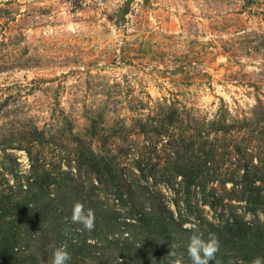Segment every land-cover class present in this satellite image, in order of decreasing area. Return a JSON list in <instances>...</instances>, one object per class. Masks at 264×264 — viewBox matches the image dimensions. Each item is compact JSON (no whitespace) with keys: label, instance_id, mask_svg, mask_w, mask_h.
Listing matches in <instances>:
<instances>
[{"label":"rangeland","instance_id":"374dc122","mask_svg":"<svg viewBox=\"0 0 264 264\" xmlns=\"http://www.w3.org/2000/svg\"><path fill=\"white\" fill-rule=\"evenodd\" d=\"M36 168L63 183L39 193ZM244 174L256 203L232 196ZM44 201L67 264H145L127 245L153 204L214 224L209 264H251L226 224L264 221V0H0V264H52L54 222L28 221Z\"/></svg>","mask_w":264,"mask_h":264},{"label":"trees","instance_id":"16d2710c","mask_svg":"<svg viewBox=\"0 0 264 264\" xmlns=\"http://www.w3.org/2000/svg\"><path fill=\"white\" fill-rule=\"evenodd\" d=\"M126 12H127V6L121 9V14H125ZM114 23L117 24L116 22ZM170 118L173 119V116ZM42 135H43L42 132H40L39 136L36 134L34 139H37L38 142L42 143L41 142L43 140ZM44 142L47 143L46 140ZM151 165L154 166L155 163ZM140 171L142 172L143 169L141 168ZM35 172L37 176H35L33 180L34 183L33 186H35V188L38 189L39 193H42L43 190L46 189V186L49 185V182L54 183L57 186L63 183L54 180L55 179L54 177H52V180L48 181L47 183L45 179L46 176L44 174L45 171L43 169L40 171L36 168ZM35 172L33 174H35ZM33 174L32 177L34 176ZM245 174L242 176L241 180L238 181L240 183V186L242 184L241 189L234 190L232 196H238V197L242 196L243 192L245 193V191L251 189L253 192L250 193L251 195H248L247 201L248 203L249 201L250 203H256V201L259 198V190L255 191V188L251 187L249 182H246L247 179ZM175 175L176 173L174 174V176ZM184 176H187V178L183 179L184 191L189 196H191V191L194 190L193 188H191V186H194L195 184L196 175L192 171V173L184 174ZM66 179L67 177L64 178V180ZM234 182L237 183V180ZM77 189H79V187H77ZM241 192H242L241 195H237V193H241ZM75 193H77L76 189H75ZM190 201H191V197H189L186 200V205H188L189 207L191 206ZM16 205L18 204H15V206ZM250 207L251 206H249L248 208ZM139 208L142 209L139 212L140 214L138 213L139 215L137 216L138 222H141V225L136 231L137 234L138 233L139 234L138 236L132 235V238L130 239L127 245L129 249L138 251L137 253L139 254V259L136 260V263L143 261L145 264H149V263L176 264V261L180 260L182 264H189L190 260L188 254V244L190 242V237L194 234L193 226L197 230L198 234L202 236L203 239H207L209 229L210 228L213 229L214 227V224L208 220L200 223H193V225L191 226H183V222L186 221L187 219L182 218L180 214L176 219L173 216L171 209L166 208V206L164 205L159 207V204H153L152 207L150 205V207L140 206ZM50 209H51V205L47 201L39 202L36 206H34L33 210H35V213L29 216L30 220L28 221H36L34 223H39L36 226L38 227V229H40L39 232L42 231L41 233L44 235H49L48 234L49 232H45L43 229L45 222H47L48 220H52V222H54L55 225L49 227L48 230L55 232L54 233V235H56L55 238L49 239L48 237L47 242H42V243L44 247L54 243V247H55L54 250H55L63 245L61 241L65 239L64 238L62 239L60 235L61 221H59V223L57 222L58 218L60 217L56 218L55 215L54 217H51V219H49L48 217L49 214H52ZM96 212H99V209ZM229 215L231 216L230 217L227 216V224H226L227 231L229 233L230 232L235 233L236 235L239 234L234 237V239L237 237L236 241L241 239L242 236H247L248 234H252L253 236H256L257 239L254 244L252 243L253 245L250 244L247 245L245 244L246 242L243 241L231 242L233 248L236 247L237 249L238 248L242 249L240 256L238 257L240 258V261H238L237 258V261L235 259L233 263H251L252 260L255 259L256 257H264V221L262 220L260 221L259 218L256 217L257 215H255L253 218L246 220L244 219L242 213L239 214V213H235L234 211L231 212ZM60 220H62V218ZM23 222H27L26 218L23 219ZM125 223L129 225L139 224V223L133 224V222L131 221H126ZM148 233L152 234V237H150L151 238L150 241H149L150 238H147ZM160 233L162 234L160 235ZM167 234L171 236L167 237L166 240H162L161 238H163V235H167ZM43 238L45 239L46 237ZM175 239L176 240L179 239V241L177 242L178 247L177 245H171V243L175 242ZM184 252L185 254L182 255Z\"/></svg>","mask_w":264,"mask_h":264},{"label":"clouds","instance_id":"9594fccd","mask_svg":"<svg viewBox=\"0 0 264 264\" xmlns=\"http://www.w3.org/2000/svg\"><path fill=\"white\" fill-rule=\"evenodd\" d=\"M72 220L81 223L84 228L91 229L94 225V213L91 209L85 210L83 204L77 202L72 208ZM264 219V217H262ZM194 234L190 237L188 244V254L192 260V264H209L214 259L215 253L218 251L219 242L214 234H210L207 240L203 239L193 226ZM70 260V254L63 246L55 249L53 253L52 264H67ZM176 264H181L180 260ZM251 264H264V257H256Z\"/></svg>","mask_w":264,"mask_h":264}]
</instances>
